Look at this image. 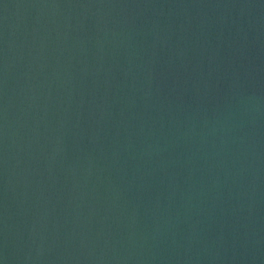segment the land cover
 I'll use <instances>...</instances> for the list:
<instances>
[{
	"label": "water",
	"instance_id": "obj_1",
	"mask_svg": "<svg viewBox=\"0 0 264 264\" xmlns=\"http://www.w3.org/2000/svg\"><path fill=\"white\" fill-rule=\"evenodd\" d=\"M0 264H264V0H0Z\"/></svg>",
	"mask_w": 264,
	"mask_h": 264
}]
</instances>
